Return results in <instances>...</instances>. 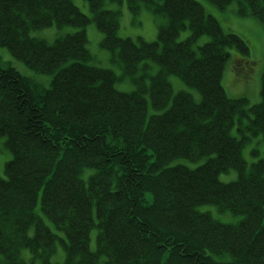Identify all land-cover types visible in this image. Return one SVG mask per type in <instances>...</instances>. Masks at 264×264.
Wrapping results in <instances>:
<instances>
[{"label":"trees","instance_id":"1","mask_svg":"<svg viewBox=\"0 0 264 264\" xmlns=\"http://www.w3.org/2000/svg\"><path fill=\"white\" fill-rule=\"evenodd\" d=\"M103 1L95 7L87 0L101 46L117 51L123 75L132 77L141 61L155 62L147 85L135 77L133 90L120 91L112 70L86 63L84 29L52 43L30 35L53 24L84 27L90 18L72 0H0V46L33 71L52 74L37 91L15 68L0 67V138L12 154L0 178V264H55L49 256L59 240L62 264H98L99 257L104 264H264V158L247 164L244 137L230 131L235 115L241 122L250 110L245 129L264 139V65L260 99L246 107V98L226 95L221 77L234 47L241 53L236 78H245L248 46L198 2L127 0L132 12L143 4L166 18L156 41L136 44L117 35L119 11L102 8ZM209 1L219 8L236 1L237 13L264 29V0ZM186 28L188 36L178 40ZM204 34L209 40L195 45ZM169 74L200 100L173 94ZM148 105L163 110L146 118ZM181 157L205 159L191 168L175 162ZM229 169L237 178L219 181ZM201 203L242 218L221 222L198 210Z\"/></svg>","mask_w":264,"mask_h":264},{"label":"rangeland","instance_id":"2","mask_svg":"<svg viewBox=\"0 0 264 264\" xmlns=\"http://www.w3.org/2000/svg\"><path fill=\"white\" fill-rule=\"evenodd\" d=\"M198 2L206 14H211L219 24L220 28L224 32H232L240 36L246 45L248 46L247 58L251 61L250 66H244V70H247L245 78L238 77V71L236 66L238 60L241 58L240 52L234 48L229 47V57L225 63L223 74L221 77V84L225 90L226 95L229 98H246V107L252 106L260 99L259 89L261 73L264 65V29L261 22L249 15H239L236 11L237 2L232 1L223 8H219L216 4L209 0H195ZM72 3L79 8L80 12L87 15L90 20L84 27H76L72 25H49L46 27L30 30V35L36 38L44 39L48 43H52L57 37L66 33H70L76 30L84 29L87 37L86 48L90 53V58L86 63L107 68L112 70L118 79L115 82L116 89L120 91H130L135 88V84L132 78H139L144 85H147L150 76L154 75L158 70V65L150 60H144L139 63V68L133 73L132 77L123 75L122 68L123 63L120 62L117 51L107 50L100 44L103 37L102 32L96 27L94 20L92 19V13L88 7L86 0H72ZM103 7L111 10L119 11V27L117 29V35L120 38H130L136 44L140 41L151 42L157 40L158 25L164 24L166 18L163 16L154 15L143 4L135 12H132L128 7L127 0H121L120 2L114 0H105ZM189 29H183L179 33L177 39L181 40L188 36ZM209 36L201 35L195 45H200L209 40ZM13 67L22 75L28 77V81L33 87L40 91L46 88L50 84L52 74L37 73L32 68L28 67L22 60L14 57L10 51L0 46V67ZM168 81L171 84L173 94L178 91L189 92L195 101L200 100L199 92L193 87L185 84L178 76L169 74L167 76ZM147 97V93H143ZM163 109H154L150 105L147 107L146 118L151 114L160 113ZM247 115H235L234 124L231 126V134L238 138L244 137L242 156L247 164L255 162L258 159L264 158V139L262 135L257 133L251 134L249 130L245 129V124L249 122V118L252 113L247 110ZM51 116L50 114H47ZM137 134H133L135 137ZM5 137L0 138V177L5 178L6 171L8 170L9 163L11 162V152L4 145ZM151 150V149H150ZM183 158V157H181ZM205 158H201L198 161L189 160L186 158L180 159L178 162L188 167H195L202 163ZM5 173V174H4ZM237 178V171L235 169H229L228 171L221 172L218 175V179L221 182H230ZM48 200V199H47ZM20 202V201H19ZM23 202V201H22ZM198 210L205 211L211 214V216L221 222L236 223L242 215L234 214L228 210H219L217 205L212 203H201L197 205ZM37 212L43 218L45 224L51 231L61 235L62 233L56 230L53 224L41 213L38 206ZM30 235L33 232V227L27 231ZM41 237H38L40 240ZM88 249L90 251L96 250V229L93 227L89 231V243ZM75 253V252H74ZM21 257L27 261L30 258V252L27 248L21 249ZM1 258V257H0ZM50 261L55 264H62L64 259V252L60 244L56 245L55 252H52L49 256ZM39 259H34V264H43V260L39 262ZM48 261V260H46ZM104 257H99L98 264H104ZM31 262V264H33Z\"/></svg>","mask_w":264,"mask_h":264},{"label":"bare ground","instance_id":"3","mask_svg":"<svg viewBox=\"0 0 264 264\" xmlns=\"http://www.w3.org/2000/svg\"><path fill=\"white\" fill-rule=\"evenodd\" d=\"M99 1H100V0H93V3H94V6H95V7H98ZM104 2H105V0L103 1V3H104ZM103 3H102V8H103Z\"/></svg>","mask_w":264,"mask_h":264}]
</instances>
